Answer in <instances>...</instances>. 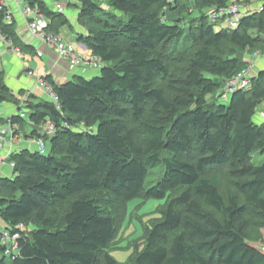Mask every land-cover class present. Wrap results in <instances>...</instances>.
Wrapping results in <instances>:
<instances>
[{
	"label": "trees",
	"instance_id": "1",
	"mask_svg": "<svg viewBox=\"0 0 264 264\" xmlns=\"http://www.w3.org/2000/svg\"><path fill=\"white\" fill-rule=\"evenodd\" d=\"M23 1L49 20L47 31L68 24L43 0ZM76 1L86 30L77 39L101 63L97 75L61 84L45 75L57 105H20L0 79V105L23 114L0 124L55 127L28 135L49 141L48 154L12 151L11 176H0V224L18 233L10 253L0 240V264H122L109 249L137 198L164 204L125 264H264V123L253 121L264 109V70L218 102L247 69L245 52L264 53V0ZM232 2L252 9L236 28L215 29L207 10ZM6 13L0 35L32 52Z\"/></svg>",
	"mask_w": 264,
	"mask_h": 264
},
{
	"label": "crops",
	"instance_id": "2",
	"mask_svg": "<svg viewBox=\"0 0 264 264\" xmlns=\"http://www.w3.org/2000/svg\"><path fill=\"white\" fill-rule=\"evenodd\" d=\"M47 6L54 12L62 13L68 20V24L58 28V35L64 42L70 45L74 51L84 59L92 57L89 49L83 45L78 39V35H85L86 30L77 23L78 3L76 0H43ZM66 1V5L64 4ZM5 4V8L12 16L15 22V31L21 40L26 45L33 48L32 52H22L18 48L13 47L9 42L5 41L0 35V79L8 87L11 94L19 100L20 105H23L26 100L36 103L41 100H50L46 98V94L37 86V81L40 77L50 75L58 84L73 80L76 77L88 79L92 75L98 73L92 68H70L67 61L60 59L56 50L48 44L42 43L33 39L26 28V22L21 11L25 2L23 0H1ZM65 5V6H64ZM61 11H59V7ZM69 8H67V7ZM27 53L31 54L32 60L28 61ZM38 60V61H36ZM264 69V61L256 62L252 66V74H256L259 70ZM36 91H39L42 96L38 97ZM5 118L0 116V119L8 120L10 116L18 112L17 106L13 103H4ZM22 112V111H21ZM14 133L18 138L11 145V150H19V146L28 144H36L35 138H29L31 131L36 130L34 126L27 122L14 126ZM20 139H29L30 141H20ZM9 148L8 144L5 149ZM24 148V149H25ZM17 150V151H18ZM3 150L0 149V155ZM0 176H6L7 170H0ZM11 176V175H10ZM3 229V228H1Z\"/></svg>",
	"mask_w": 264,
	"mask_h": 264
},
{
	"label": "built area",
	"instance_id": "3",
	"mask_svg": "<svg viewBox=\"0 0 264 264\" xmlns=\"http://www.w3.org/2000/svg\"><path fill=\"white\" fill-rule=\"evenodd\" d=\"M59 7V6H58ZM5 8V4L0 2V9ZM262 10V7H256ZM61 11V7L58 8ZM251 7L240 5L237 2L229 3L224 7L212 8L207 10L206 15L210 22L215 24H220L221 22L226 24V28H236L239 23V19L242 15L251 11ZM21 14L26 22V28L29 35L42 43L48 44L53 47L60 59L68 62L70 68H92L98 69L101 65L98 59L92 56L90 59H84L78 55L74 49L66 44L60 35L47 31V26L50 24L49 20L42 14H40L35 8H31L26 3L23 6ZM6 22L12 21V16L10 13H6L4 16ZM247 59V60H245ZM244 61L248 62V67L243 72L237 74L235 77L231 78L225 83L222 90V98H227L228 94L236 90L248 89L251 85V80L254 74H252V66L264 60V53L259 51H249L245 52L243 58ZM37 86L42 89L45 94L50 98V101L55 105L58 104V99L56 94L53 92L51 86L43 77H40L37 81ZM22 116V112H18ZM261 118L260 123H264V109L259 112L258 119ZM14 125L9 121L5 125L0 124V149L3 153L0 155V166L8 165L10 168L14 167L13 162H8L9 154L12 152L11 145L17 141L16 134L14 133ZM41 136H51L55 127L53 123L47 121L41 127L36 128ZM35 142L39 145L40 151L44 150V141L42 138L35 139ZM8 144L9 148L5 149V145ZM3 157V158H2ZM21 228V226H19ZM18 238V233L11 234L6 229H0V240L4 245L7 246L6 253L15 251L17 248L16 240Z\"/></svg>",
	"mask_w": 264,
	"mask_h": 264
},
{
	"label": "rangeland",
	"instance_id": "4",
	"mask_svg": "<svg viewBox=\"0 0 264 264\" xmlns=\"http://www.w3.org/2000/svg\"><path fill=\"white\" fill-rule=\"evenodd\" d=\"M192 1L193 0H186V2H188V5H191ZM64 4L66 5V1ZM102 6L104 8H106L105 4ZM67 8H69V7H67ZM190 8H192V6ZM221 27L225 28L226 24L223 22H221L220 24H215V29L218 30ZM27 58H28L27 59L28 61H31L32 60L31 54L27 53ZM245 60H247V59H245ZM36 61H38V60H36ZM261 61H264V60H261ZM96 70L98 71V69H96ZM262 70H264V69H262ZM93 76H95V75H92L91 77H93ZM91 77H89L88 79H90ZM162 84L163 83H160V85H162ZM35 94L38 95V97L42 96V94L39 91H36ZM230 96H231V94H228L227 98H224V99L220 98L218 100V102L222 103V104H228ZM46 98L48 99L49 97L46 96ZM4 107H5L4 104L0 105V116L2 118H5ZM261 108H262V106L258 107V109H257V111L253 117V121L255 123L261 122V118L258 119L259 111L261 110ZM25 117L27 118V114L25 115ZM5 124L6 123L1 124V125L3 126ZM25 140L30 141L29 139H20V141H25ZM35 143L36 144H34V145L28 144L27 149L30 151H39L40 152L39 145L37 144V142H35ZM25 146L24 145L19 146V150L24 149ZM50 148H51V146H50L49 141H45L44 142V150L41 151V153L48 154L50 151ZM17 150H13V151H17ZM263 157L264 156H257L256 159L258 161L259 160L261 161L263 159ZM1 168L7 170L8 175H6V176L11 175V168L8 165L4 164V165L0 166V170H1ZM161 171H162V169L160 167L151 171L148 175V178H147V185H148V183H155V181L159 178V174L161 173ZM228 191H229V187L227 185V182L225 181V179H221V181H220V192L223 195V197H226V194ZM163 204H164V200H155V199L143 200L141 198L134 199L128 203L126 215H125V218H124L121 226L119 227V230H118V233H117V236L115 239V243L109 249L110 255L117 262L122 263V264L128 263L134 257V255L136 253H139L143 249L144 244H145V235L144 234L147 231V229L148 230L150 229V227L153 225L154 222H156L157 220H159L161 218L160 210H161ZM1 228L2 227L0 224V229ZM263 236H264V233H263Z\"/></svg>",
	"mask_w": 264,
	"mask_h": 264
}]
</instances>
